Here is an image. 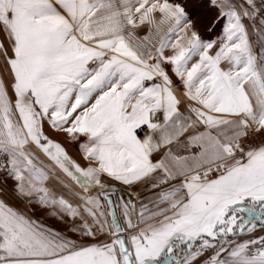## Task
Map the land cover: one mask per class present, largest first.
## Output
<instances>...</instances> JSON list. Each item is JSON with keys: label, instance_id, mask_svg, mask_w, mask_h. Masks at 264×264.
Here are the masks:
<instances>
[{"label": "snow or ice", "instance_id": "snow-or-ice-1", "mask_svg": "<svg viewBox=\"0 0 264 264\" xmlns=\"http://www.w3.org/2000/svg\"><path fill=\"white\" fill-rule=\"evenodd\" d=\"M0 264H264V0H0Z\"/></svg>", "mask_w": 264, "mask_h": 264}]
</instances>
